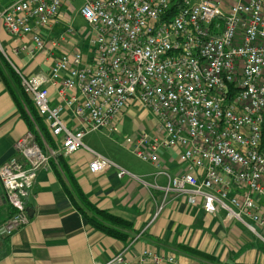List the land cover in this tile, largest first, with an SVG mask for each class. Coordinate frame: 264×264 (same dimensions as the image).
I'll return each instance as SVG.
<instances>
[{
	"label": "built area",
	"instance_id": "2783aa9c",
	"mask_svg": "<svg viewBox=\"0 0 264 264\" xmlns=\"http://www.w3.org/2000/svg\"><path fill=\"white\" fill-rule=\"evenodd\" d=\"M74 1L14 0L0 11L2 27L18 39L16 54L32 57L51 43L48 70L28 77L16 71L23 93L59 140L56 149L44 151L27 131L14 143L15 155L0 164V184L14 209L0 225V236L28 223L25 199L38 171L85 147L82 140L90 132H118L115 119L132 103L151 114L155 132L127 135L125 143L156 167L155 177L168 178L154 216L172 192L187 194L189 204L208 214L222 213L224 225L251 221L264 229L258 202L264 197V0H238L227 10L212 0H181L171 16L177 0H79L76 11L87 35L70 21L59 31L61 10ZM68 38L75 44L86 38L85 55L79 47L54 54ZM66 114L80 127L71 128ZM85 148L94 154L91 173L114 168L117 177L128 175ZM162 150L177 154L180 174L161 170ZM93 264L182 263L149 249L131 262L123 249Z\"/></svg>",
	"mask_w": 264,
	"mask_h": 264
},
{
	"label": "crops",
	"instance_id": "0c3cea01",
	"mask_svg": "<svg viewBox=\"0 0 264 264\" xmlns=\"http://www.w3.org/2000/svg\"><path fill=\"white\" fill-rule=\"evenodd\" d=\"M13 1L0 0V11ZM200 1L202 0H192ZM212 1L227 10L238 0ZM72 4H65L61 10L62 24L58 27L59 31L61 26L71 21L69 9L74 8ZM22 41L25 40L20 39ZM15 42L17 46L16 37ZM6 45L0 42V54L17 75L16 70L24 76H32L39 71L48 70L52 63L51 54L47 51L51 48L50 41L47 42L46 51L38 52L32 57L16 54V46L11 48L10 54ZM78 45L68 38L60 41L59 46L52 51L60 54L76 49ZM0 67L6 74L1 59ZM49 92L51 98L55 99V89L50 88ZM131 106L139 107L148 120H153L146 109L138 103H132L115 119L118 132L110 134L103 129L97 130L105 136L106 145L102 143L95 146L88 140L83 143L91 151L110 158L126 170L128 175L119 178L114 168L97 175L91 173L88 164L93 160L94 154L85 147L71 155H61L91 203L130 222L132 231H127L129 238L123 241L110 237L86 222L63 187L61 180L65 177L57 164V158L51 159L48 168L38 171L32 189L25 199L28 223L11 236H0V264H93L94 261H107L123 249L131 262L137 259L143 249H149L160 256L171 255L182 264H264V241L253 232L256 230L264 237V229L251 221H247V225L239 221L224 225L221 223L222 213L208 214L200 205L189 204L187 194L176 196L172 192L168 193L162 209L154 216L155 208L163 201L162 189L167 185L168 178L165 175L155 177L156 167L150 162L141 161L126 145L124 139L127 135L155 132V126L145 120L140 126H134L129 134L120 129L119 126L132 121L127 113L131 112ZM32 122L34 131L30 130L28 121L0 76V164L15 155L14 143L27 131H32L35 137L37 134L41 142L37 138L36 140L44 151L53 149V145L44 138L35 121ZM66 122L71 128L80 127L67 114ZM52 141L58 147V138L52 135ZM120 149L125 154L135 156L144 165L133 166L127 158L121 156ZM159 163L161 170L169 176L180 174L183 169L173 151H160ZM261 206L264 209V204ZM13 212L14 209L7 201L0 184V225ZM256 240H261L260 245H256Z\"/></svg>",
	"mask_w": 264,
	"mask_h": 264
},
{
	"label": "trees",
	"instance_id": "16d2710c",
	"mask_svg": "<svg viewBox=\"0 0 264 264\" xmlns=\"http://www.w3.org/2000/svg\"><path fill=\"white\" fill-rule=\"evenodd\" d=\"M180 6L181 0H177L175 3H173L168 10L169 16L175 13L180 8ZM2 58L3 57L0 54V59L4 62L6 74L0 67V76L4 81L13 100L15 101L17 106L20 107L22 115L28 121L30 130L34 131L32 122L33 120L37 124L39 131L42 133L44 138L53 145V149H56L57 147L52 141V134L48 131L43 117L39 114L33 102L23 93L20 86V79L14 69ZM36 138L40 143L41 141L38 138L37 134ZM51 163H53V161ZM57 164L64 173L65 178L61 180L63 187L68 194L72 204L83 216L86 222L91 227L102 232L103 234L119 240H127L129 238L127 231H132L130 222L116 217L110 214L107 210L101 209L91 203L82 191L73 173L68 168L64 157H61V155L57 157Z\"/></svg>",
	"mask_w": 264,
	"mask_h": 264
},
{
	"label": "rangeland",
	"instance_id": "374dc122",
	"mask_svg": "<svg viewBox=\"0 0 264 264\" xmlns=\"http://www.w3.org/2000/svg\"><path fill=\"white\" fill-rule=\"evenodd\" d=\"M74 6L73 9H69V15H70V18H71V25L72 27L76 30V32H81L83 33V35H87L88 34V30H87V26L85 24V22L81 19V17L79 16V14L76 13L75 9L77 8V6L80 5V1L79 0H75L74 3L72 4ZM82 35V36H83ZM0 42L1 44H7L5 47L7 48L8 46V49L9 50V53L11 54V48L16 46V42H15V37L10 35L9 33H7L5 31V29L2 27V24L0 23ZM78 46L79 48L82 50L83 54L85 55L86 51H88V47H87V39L86 38H83V40H81L80 42H78ZM128 108V107H127ZM130 111L131 112H127L129 113V117L132 119L131 122H125V124H123L122 126H119L120 129L125 133V134H129L130 133V130H132V128L134 126H140V124L142 123V121H146L148 124L150 125H154L153 121L154 120H148L146 117H145V112L140 109L139 107H136V106H131L130 108ZM140 116V117H139ZM117 124V123H116ZM118 125V124H117ZM104 132V131H103ZM55 138H58V137H55ZM87 140L92 142L93 145L95 144L96 145H102V143L104 145H106V138L103 134L99 133L98 131L97 132H94V133H91V134H88L86 135L84 138H83V143H87ZM91 146H93L91 143L89 144ZM84 148V147H82ZM85 149V148H84ZM121 152V156L124 157V158H127L128 159V162L130 164H133V166H141V165H144L143 162H141L138 158H136L135 156H131L129 154H125L123 153L124 151H122V149L119 150ZM259 204L263 205L264 204V197H261L259 199ZM261 243V240H256V245L259 244L260 245Z\"/></svg>",
	"mask_w": 264,
	"mask_h": 264
}]
</instances>
